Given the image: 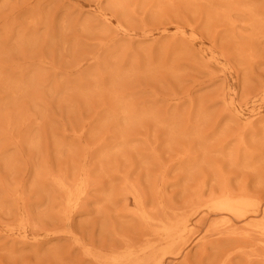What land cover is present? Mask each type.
I'll use <instances>...</instances> for the list:
<instances>
[{"label": "rangeland", "instance_id": "rangeland-1", "mask_svg": "<svg viewBox=\"0 0 264 264\" xmlns=\"http://www.w3.org/2000/svg\"><path fill=\"white\" fill-rule=\"evenodd\" d=\"M0 264H264V0H0Z\"/></svg>", "mask_w": 264, "mask_h": 264}]
</instances>
